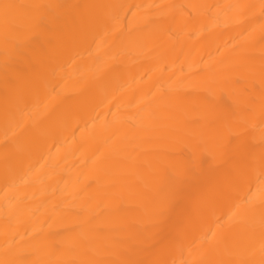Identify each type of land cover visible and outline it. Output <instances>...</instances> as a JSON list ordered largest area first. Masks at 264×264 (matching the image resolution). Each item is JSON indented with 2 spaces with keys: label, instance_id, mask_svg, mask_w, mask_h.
I'll use <instances>...</instances> for the list:
<instances>
[{
  "label": "bare ground",
  "instance_id": "6f19581e",
  "mask_svg": "<svg viewBox=\"0 0 264 264\" xmlns=\"http://www.w3.org/2000/svg\"><path fill=\"white\" fill-rule=\"evenodd\" d=\"M0 264H264V0H0Z\"/></svg>",
  "mask_w": 264,
  "mask_h": 264
}]
</instances>
